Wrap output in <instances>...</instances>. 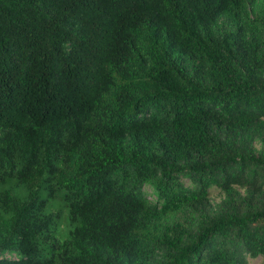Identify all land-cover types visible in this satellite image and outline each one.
<instances>
[{
	"label": "trees",
	"instance_id": "obj_1",
	"mask_svg": "<svg viewBox=\"0 0 264 264\" xmlns=\"http://www.w3.org/2000/svg\"><path fill=\"white\" fill-rule=\"evenodd\" d=\"M0 171V264L264 260V0H0Z\"/></svg>",
	"mask_w": 264,
	"mask_h": 264
},
{
	"label": "rangeland",
	"instance_id": "obj_2",
	"mask_svg": "<svg viewBox=\"0 0 264 264\" xmlns=\"http://www.w3.org/2000/svg\"><path fill=\"white\" fill-rule=\"evenodd\" d=\"M7 183L9 185V188H11L12 193L17 194L19 186L16 185V183L12 180L7 181ZM145 192L147 193L148 198L150 200L154 199V197L151 195V191L149 188L146 187ZM1 194H2V173L0 171V195ZM43 194H45V196H46V192L45 193L43 192ZM221 197H222V195L220 194V192L216 188L210 189V198L213 202H218ZM55 199L57 201L56 202L57 207H59L61 209V211H60L61 215L56 222V227H55L54 231L52 232V234L57 240L62 242L65 239H67L69 232L73 229V225L69 221L67 208L62 207V203L59 200V194H56L52 199H49L48 208H47L46 212H49V211L56 212L57 208L56 207L53 208V203L55 202L54 201ZM248 264H264V260L261 257H258L255 259L248 258Z\"/></svg>",
	"mask_w": 264,
	"mask_h": 264
}]
</instances>
